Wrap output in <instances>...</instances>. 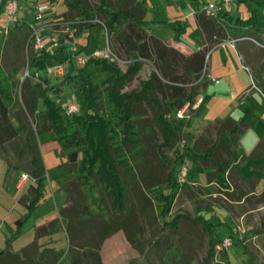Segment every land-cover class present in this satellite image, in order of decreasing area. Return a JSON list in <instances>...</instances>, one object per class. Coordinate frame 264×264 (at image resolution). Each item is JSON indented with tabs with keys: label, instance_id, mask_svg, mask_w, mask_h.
<instances>
[{
	"label": "rangeland",
	"instance_id": "obj_1",
	"mask_svg": "<svg viewBox=\"0 0 264 264\" xmlns=\"http://www.w3.org/2000/svg\"><path fill=\"white\" fill-rule=\"evenodd\" d=\"M35 1L18 0L20 15L26 17L32 25L35 24L33 22L36 16ZM86 1L90 5H97L99 0ZM147 1L145 14L147 20H169L177 15L186 25L183 37L189 40L192 39L191 36H195L196 26L194 17L190 13L192 8L190 0H173V3L168 0ZM230 6V17L233 22L239 18L242 20L251 18L252 25L260 27L261 32L264 33V0H233ZM64 8L63 0H57L50 12L54 14L55 10ZM154 24H156L155 21ZM5 27L9 28L8 32H5ZM29 33L30 31L23 27L14 28V23H8L3 12H0V79L12 96L11 102L6 99L7 103H11L8 106L7 117L13 120L15 127L36 125V114H29L23 104L28 89L21 86L25 77L29 78L30 85L39 79V77L36 79L34 76H24L26 69L29 70L28 58L31 48L27 46L25 40V35ZM171 34H174L172 27L165 24L161 25L157 32L163 40L168 39L167 35ZM253 37L255 42L246 39L241 49L235 50L234 57L231 55L228 62L231 65V76L223 80L221 84L208 83L206 88L202 89L200 95L203 101L192 114L191 126L187 128L186 133L183 132L180 135L174 149L165 148L169 159L174 158L176 148L192 144L197 132L196 127L207 123L206 118L226 119L229 118L228 115L234 119L243 118L246 124L244 131L240 134L236 145L231 143L232 150L237 155L249 156L258 143L264 140V35ZM41 38L49 55L48 66L60 64L59 59L52 56L58 47L52 44L49 32L42 31ZM80 38L78 47L85 46L80 50L82 54H87L86 51L89 49L101 48L106 44L105 34L99 24L93 25L89 35L84 34ZM87 40L89 42L85 45ZM109 45L122 60L127 59L123 49L115 48L117 45L113 37L109 38ZM210 53L207 55L206 63L208 70L214 59V55ZM237 53L245 56L243 61L238 59ZM68 54L71 53L66 51L64 56ZM72 61L74 66H79L75 60ZM62 64L65 66L68 61ZM118 64L121 68H125L124 64ZM12 70H16L14 76L10 75ZM29 72L32 73V68ZM145 72L141 70L137 77L130 80L124 90L138 89L140 79L144 77ZM39 73L46 74V71L40 70ZM57 77L50 75L52 82L59 80ZM68 99L74 100L73 97ZM6 130L8 129H1L4 140L0 143V249L9 248L16 252L27 246L34 239V226L48 219L58 220L61 208H66L64 214L68 215L69 221L62 222L63 224L60 220L58 221L59 227L49 235L48 245L64 254L69 247V239L70 246L74 242L72 236L80 237L79 242L85 244L87 233L83 229L90 233L97 228L98 232L109 215L114 217L112 211L99 210L97 217L84 218L82 215L85 212L84 202H92L93 198L88 195L87 199H84L83 193L78 195L75 191L71 169L66 168L72 165L67 163L65 153L53 134L48 132L35 133L45 173L38 188V198L35 199L37 196L35 187L38 183L32 177L34 175L25 139L26 134L23 131L6 138ZM154 134L155 142H158L160 137ZM145 155L148 162L146 169L150 165L152 177L157 176L162 179L165 170L153 154L151 147L147 148ZM226 157L223 159L225 160ZM230 158L233 162L238 156L234 159L232 156ZM243 159L244 157L241 158ZM125 161L128 165L134 166L131 155H128ZM183 164L187 168V175L185 181L180 183L172 200L169 216L180 212L193 217L199 213L216 224L215 235L218 239L227 236L239 238L234 243L232 241L226 250L217 252L207 264H264V194L254 193L255 178L253 176L249 179L245 178L237 168L232 167L228 175L226 170L216 174L219 183L208 185L211 178H208L207 174L212 170L195 169L200 166L190 155L185 156ZM259 164L261 165H257L255 170L264 172V164ZM245 165V161L239 164L240 167ZM22 173H26L28 180L22 188L17 189L16 183ZM224 182L226 183L222 184ZM63 183L67 185L64 187ZM126 183L129 204L127 215H124L119 223L122 224V229L118 230L117 226L112 224L113 233L106 238L102 236L103 240L100 239L102 241L99 248L101 263L185 264L179 261L181 256L185 255L186 258L189 257L188 264H201L206 257L208 238L201 233L199 226L183 217L179 219L178 232L181 236L179 241H176L177 249L174 246L176 233L171 227L162 228V224L156 218L158 209L155 203L146 197V193L137 183L133 181ZM262 187H264V178L260 180L258 189ZM65 188L68 189V193ZM31 198L36 201V204H33L29 210L26 202ZM25 214L26 217L18 230L14 219ZM71 217L75 220L71 221ZM94 230L91 232L93 236L96 234ZM44 241L45 239L41 240L40 244ZM185 257L184 260H186ZM6 264L10 263L7 261Z\"/></svg>",
	"mask_w": 264,
	"mask_h": 264
},
{
	"label": "trees",
	"instance_id": "obj_2",
	"mask_svg": "<svg viewBox=\"0 0 264 264\" xmlns=\"http://www.w3.org/2000/svg\"><path fill=\"white\" fill-rule=\"evenodd\" d=\"M6 1L0 0V12H3ZM55 1L57 0H37L38 3H48L51 10ZM63 3L65 9L55 10L56 14H52L53 19L49 20L52 23L50 31L58 30L62 22L72 19L98 18L107 29L108 39L114 38V43L117 45L115 48L123 49L127 56L124 61L127 62L123 69L117 62L89 58L86 64L74 66L70 55L64 56L68 48L62 43L52 56L59 59L60 63L68 61V64L64 66L63 75L57 77L59 80L52 82L50 76L39 73L48 66V53L45 48L41 51L32 50L30 33L25 35L27 46L31 48L28 58L29 71L32 68V73L29 72L30 77L34 73L39 77L33 85L29 84L28 77L21 82V86L28 89L23 104L29 114L37 116L34 127H15L13 120L7 117L12 96L0 79V143L4 140L1 133L3 128L8 129L5 131L6 138L25 132L34 175L32 177L38 183L35 187L37 195L35 199L38 198V188L45 175L35 133L48 132L53 134L63 149L67 163L72 165L66 168L71 169L75 191L78 195L83 193L84 199H87L88 195L93 198L92 202H84L85 212L82 213L84 218L97 217L99 210L104 209L114 214V217L109 215L104 221L105 224L103 223L99 228L100 231L97 232V228L96 231L93 229L96 232L94 236L91 233L93 230L88 233L82 228L87 233L85 244L79 242L80 237L72 236L74 240L72 245L70 246L69 239L67 251L54 258L52 264H102L99 253L102 242L100 239L103 240L102 236L106 238L113 233L112 224L117 226L116 229H122V224L119 223L121 218L127 215L129 207L126 183L128 181L137 183L146 193V197L155 203L158 209L156 218L162 224V228L174 229L176 233L174 246L177 249L176 241L178 242L181 236L178 232L179 219L183 217L199 226L201 233L208 238L206 257L201 262L207 264L217 252H220L216 246L223 239H218L215 235L216 224L199 213L193 217L180 212L169 216L172 200L180 186L177 173L183 165L185 156L190 155L200 166L195 169H212L207 175L217 176L218 172L230 167L232 151H229V147L227 149L223 147L222 152L227 156L224 160L225 156L216 152L215 147L218 142L203 143L201 139H197L196 145L176 148L172 160L165 153V148H175L183 133L182 128L188 121L177 119V110L186 102L193 101L202 91L204 79L200 81L198 79L207 50L184 55L168 46L153 32H148L145 28L147 22L144 20L145 9L142 0H99L97 5H90L86 0H63ZM199 8L200 6L197 7ZM198 13V20L202 23L211 21L213 23L216 19V16ZM240 21L246 26L255 27L251 18ZM14 24V28L23 26V24ZM95 24L97 23L80 25L79 29L81 31ZM212 26L213 31L216 32L218 29L214 23ZM214 41L219 42V39L216 38ZM143 67L147 70L140 79L139 88L124 90ZM15 74L16 70L10 72V75ZM70 97L74 98L78 109L67 115L61 107V102L62 99ZM6 99L10 102L7 103ZM245 125L243 121L226 118L216 120L204 131L214 130L217 136L223 132L230 133L231 141L237 144ZM154 133L160 137L158 142H155ZM149 147L165 170L162 179L157 176L152 177L150 165L146 169L148 162L145 153ZM128 155L133 157L134 166L128 165L125 161ZM261 161L264 162L246 157L244 167L237 165L233 167L245 176L251 177L259 173L255 167ZM65 185L67 183H63L64 187ZM65 191L68 193L67 188ZM26 204L30 210L36 201L31 198ZM65 211L66 208L59 209L58 221L60 220L61 223L69 221L68 215L64 214ZM25 217L26 214L14 221L18 230ZM70 220L75 219L71 217ZM227 237L232 238L233 243L239 240L233 236ZM4 251L6 250L1 249L0 254ZM184 257L185 255H182L179 261L188 264L189 257H185L186 260ZM40 260L43 264L50 263L48 255L42 254L37 261ZM27 261L32 263L29 262L30 260Z\"/></svg>",
	"mask_w": 264,
	"mask_h": 264
},
{
	"label": "crops",
	"instance_id": "obj_3",
	"mask_svg": "<svg viewBox=\"0 0 264 264\" xmlns=\"http://www.w3.org/2000/svg\"><path fill=\"white\" fill-rule=\"evenodd\" d=\"M142 1H143L144 9H145L144 20L147 22L145 28L147 29L148 32H153V34L156 37L160 38L168 46L175 48L176 50L180 51L184 55H189L193 52L204 51V50H210V52H211L210 55H212V56L214 55V59L212 60L211 66L208 70V74H209L210 78H214V79L218 80V82H213V81H210L209 79H204V85H203L202 89H205L206 86L208 85V83L221 84V82L223 80L225 81L231 76L232 71L230 70L231 65L228 63L229 59H230L231 55H233V57H234L235 50L237 51V50L241 49L242 44L244 41H246V39L236 41L233 46L226 41L227 39H233V38L242 37V36H249L251 38H254L253 37L254 35L258 36V37H260L261 35H264V33L261 32L262 30L260 27L246 26V25H244V23L242 21H240V20H242L240 18L236 22H233L232 17H230V7H231L230 5L231 4L224 8V11L222 14H220V16H216V19L213 23L218 30L216 32H214L213 26H212L213 23H211L212 21L207 22V23H205V22L202 23V21L198 20V14L199 13L197 12L198 11L197 7L201 6L203 3L207 2L208 0H205V1L190 0L191 4H192V8H191L190 13L194 17V23L196 26V31H195V36L194 37L191 36L192 39L188 40V39L183 37L184 36L183 34H185V32H186V25L184 24V21H182L181 18H179V17H177V15H175V17H171V19H169V20H165V19L147 20L145 17V14L147 11L146 6H147L148 1L147 0H142ZM168 1L170 3H173V0H168ZM37 4H38V2L36 0L35 6ZM64 9H61V10L58 9V11H62ZM50 10H51V7H50L49 11L45 14V20H47V21L53 19L52 18L53 15L51 14ZM194 11H196V13H194ZM20 14L21 13L19 11L20 19H19L18 24H23V26H21V27L30 31L31 23H29V21L26 19V17H24ZM173 18H175V19H173ZM154 21L156 24H154ZM33 22L37 23L36 19ZM163 24L171 26L173 29V32H174V34L167 35V36H169V38L164 39V40L157 35L158 30H160L161 25H163ZM92 27L93 26L87 27L84 30L81 29V31H79V38H80V36H82L84 34L89 35ZM216 38L219 39V42L214 41ZM88 42L89 41L87 40V43L85 45H87ZM78 44H79V41H78ZM84 47L85 46H80L79 49L82 50ZM95 49H97V48H95ZM95 49H91V50L89 49L88 51H86V53L87 54L91 53ZM241 56L242 55L237 53L238 59L243 61L245 56L244 55L242 57ZM235 61H237V58H235ZM245 67H247V66H245ZM145 70H147V68L143 67L142 71H145ZM202 101H203V97H202ZM195 110H193V112ZM193 112H192V114H193ZM228 116L230 119H232L234 121H244V120H242L243 118L234 119L230 115H228ZM191 118H192V115H191L190 119L187 121V124L185 126H183V128H182L184 133H186L187 128L191 126ZM222 119L223 118H213V119L206 118L207 123L203 124L201 127H196L197 132L194 136L192 144H189V145L192 146V145L196 144L197 139H201V142H203V143H204V141H209L210 143H214V142L217 143L218 142L217 147H215L216 152H217V154H221V155L223 154L224 156H225V152H222L223 147L225 149H227V147H229L228 148L229 151H232V154H233L232 158L234 159V158H236V156H238V158L231 163L229 168L225 169L227 175H228L229 169L232 168L233 165H237L238 167H240L239 164L241 162L246 161V157H252V158L257 159L259 161L264 160V140H262L261 142L258 143L255 150L249 156H245V154L237 155L232 150L231 145L234 143L231 141L230 133L223 132L217 136L216 131H214V130L204 131V129L209 124L214 123L216 120H222ZM203 136H204V138H202ZM188 138H189V136H188ZM234 145H236V144H234ZM201 147H203V146L201 145ZM242 157H244L243 160H241ZM260 163L264 164V162H262V161ZM258 165H261V164H258ZM210 170H212V169H210ZM22 174H26V173H22ZM240 174L244 175L245 178H248V179L250 178L249 176H245V174H243L241 172H240ZM216 177L217 176H214V175L208 176V178H211V182L208 183V185L219 183V181L216 179ZM253 177L255 178V181H256L254 193L256 195L264 194V187H262L261 189H258L260 180L262 178H264V172H259L257 175H253ZM27 180H28V178L23 179L21 176L16 183V188L17 189L22 188L25 185V183L27 182ZM225 183L226 182H224L222 184H225ZM16 219H14V221ZM58 227H59L58 226V220L57 219L53 220V218L48 219L42 223L36 224L34 226V232H35L34 239H32L31 242L27 246L22 247L19 251L14 252L9 248L6 249V251H4V253L0 254V264H6L7 261L10 264H43L42 260L37 261L38 258H40V256L42 254L48 255V257H50V263L49 264H52L53 259L57 258V256L61 253L59 251L55 250L53 247L49 246L48 240H49V235H51V233L55 229H58ZM43 239H45V241L40 244V241ZM45 257H47V256H45ZM27 260H30L29 262H32V263H28ZM45 260H46V258H45Z\"/></svg>",
	"mask_w": 264,
	"mask_h": 264
},
{
	"label": "built area",
	"instance_id": "obj_4",
	"mask_svg": "<svg viewBox=\"0 0 264 264\" xmlns=\"http://www.w3.org/2000/svg\"><path fill=\"white\" fill-rule=\"evenodd\" d=\"M233 0H208L203 3L197 12L203 13L209 16H217L219 13L224 11L226 6H229ZM50 5L45 2L38 3L35 6L36 11V22L35 24H31L30 26V38L32 40V48L34 51H41L44 49V45L42 43L41 32L47 31L49 32V39L52 44L55 46H60L64 43L68 51L71 53L70 57L72 60H75L79 66L86 64L89 58H102L111 62H117L125 64L127 61L121 60L117 54L112 50L109 45L108 33L104 24L98 18H76L66 22H62L60 24V28L56 31H50L52 29V23L45 20V14L49 11ZM3 14L5 16V20L8 23H18L19 22V3L18 0H7L3 5ZM196 13V11H194ZM97 23L102 27V30L106 37V44L101 47L93 50L91 53L82 54L79 51L78 41H79V26ZM9 28L5 27V32H8ZM242 39H250L255 42V40L249 36H242L233 39H227L226 41L232 46L236 41ZM257 42V41H256ZM259 44V43H258ZM210 50L205 52L203 66L200 72V76L198 81L202 79H209L213 82H218V80L214 78H210L208 74V69L206 67L207 63V55ZM47 76H62L64 73V65L62 63L56 64L54 66H47L46 69ZM24 76H30L28 68L25 71ZM36 79L38 78V74L34 73L33 75ZM202 102V96L198 94L193 101H188L182 105L176 112V118L181 120H189L193 110H195ZM61 107L63 111L69 115L73 112H76L78 109V105L73 99H67L65 102H61ZM187 175V168L183 164L180 166L177 178L180 183L185 181ZM22 178H27L26 174H22ZM232 244V240L229 237L223 238L220 244L216 246V248L221 250H226Z\"/></svg>",
	"mask_w": 264,
	"mask_h": 264
}]
</instances>
